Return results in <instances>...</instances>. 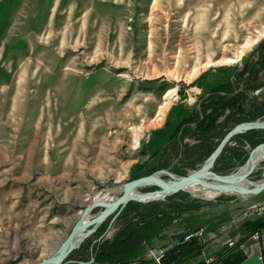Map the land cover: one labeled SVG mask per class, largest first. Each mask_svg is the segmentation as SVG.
I'll list each match as a JSON object with an SVG mask.
<instances>
[{
    "label": "rangeland",
    "instance_id": "374dc122",
    "mask_svg": "<svg viewBox=\"0 0 264 264\" xmlns=\"http://www.w3.org/2000/svg\"><path fill=\"white\" fill-rule=\"evenodd\" d=\"M263 39L264 0H0V264L52 254L94 195L142 167L192 169L190 135L176 155L152 152ZM113 214L95 241L119 228Z\"/></svg>",
    "mask_w": 264,
    "mask_h": 264
},
{
    "label": "trees",
    "instance_id": "16d2710c",
    "mask_svg": "<svg viewBox=\"0 0 264 264\" xmlns=\"http://www.w3.org/2000/svg\"><path fill=\"white\" fill-rule=\"evenodd\" d=\"M261 90L262 95L256 96L253 94L255 91ZM262 116L264 117V39L250 53V56L244 59L243 63L233 74V78L226 82H220L213 87L202 98L193 114L180 119L167 144L162 149L153 151L152 154L160 156L162 152L171 150L174 153L173 155H176L182 145L186 147L189 144L185 141L183 142V138L185 135H190L192 141L189 145L191 146L187 148L192 151L190 150L191 153H188L189 159L186 162L189 166L195 168L197 167L196 161L199 159L203 160L232 125L242 120H250ZM236 139H238L239 143L235 142ZM231 140L226 144L215 161L214 166L218 171H224V169L232 168L238 162H242L248 154V149L264 140V131L259 128L248 129L237 133ZM170 163L169 160L156 161L155 165L146 166L147 168L142 167L140 171L133 174V177L149 173L156 166L169 167ZM171 167L181 173L188 171L185 170L186 167L175 164ZM171 199L173 200L171 201ZM136 204H139V210L130 218H125L129 207L136 206ZM201 205L202 201L189 198L187 191H177L164 199L151 200L145 203L130 200L116 217L121 225L117 228L112 238H104L92 243L93 238L98 236L96 234L93 238L85 239L78 248L71 251L69 258L63 264H82L77 261H74V263L67 261L72 259L70 256L77 250L84 247L85 242H88V245L92 243L93 252L88 254L89 251L87 250L84 257L77 258L88 261L84 264H102L99 261H113L118 253L135 250L144 245L147 240L158 235L163 225L171 222L174 214L196 209ZM160 221L161 227H159ZM263 224L264 219L259 220L255 223L254 228ZM106 225L107 223L103 222L97 233L105 229ZM180 243L181 241H178L160 254V264L166 263L165 252L172 251ZM196 264L207 263L199 261Z\"/></svg>",
    "mask_w": 264,
    "mask_h": 264
},
{
    "label": "water",
    "instance_id": "95a60500",
    "mask_svg": "<svg viewBox=\"0 0 264 264\" xmlns=\"http://www.w3.org/2000/svg\"><path fill=\"white\" fill-rule=\"evenodd\" d=\"M252 128L264 129V117L242 120L232 125L221 136L213 150L202 162L186 173L177 174L166 168H159L149 173L128 179L115 188H105L104 190L107 192L117 191L115 197L111 199L92 197L83 207L70 231L54 252L33 264H62L67 255L73 249L77 248L85 237L95 231L110 214L114 213L110 218L111 220L114 219L130 199L138 201L155 200L182 190L204 199L214 198L226 192L243 195L256 194L264 188V176L259 179H252L249 176L253 170L259 166L258 163L262 159L260 155L264 153V140L250 147L245 160L232 170L228 172H219L214 169V163L226 144L229 143L237 133ZM148 185H154L156 188L138 190L136 193H133L136 188ZM191 186L213 189L216 193L205 195L202 193L203 190H200L202 192L195 194L188 189ZM97 206L102 208L92 214V209ZM188 232V229L172 232L170 234L171 241L166 246L161 248L153 247L150 249V252L152 254H161L162 251L183 239Z\"/></svg>",
    "mask_w": 264,
    "mask_h": 264
},
{
    "label": "crops",
    "instance_id": "0c3cea01",
    "mask_svg": "<svg viewBox=\"0 0 264 264\" xmlns=\"http://www.w3.org/2000/svg\"><path fill=\"white\" fill-rule=\"evenodd\" d=\"M208 70L203 68L204 73L199 77V74H196L192 78L193 83L195 84ZM226 197L212 198L196 209L174 214L171 222L164 224L159 234L147 240L144 245L132 251L118 253L113 261L105 260L99 263L160 264L156 260V255L150 252L151 248L166 246L171 241L172 232L201 228L203 229L201 236L192 237L191 241L183 238L179 240L181 241L179 246L165 252L164 258L167 259L165 264H196L199 261L207 264H260L258 255L264 253V224L256 228L254 225L264 219V214H257L255 205L258 203L264 205V188L253 195L230 193ZM255 230L259 231L258 238L252 236ZM95 233L87 238H93L96 236ZM104 234H100V240ZM231 240L234 243L229 245L228 242ZM92 241L94 242L95 238ZM86 262L88 261L82 264Z\"/></svg>",
    "mask_w": 264,
    "mask_h": 264
},
{
    "label": "bare ground",
    "instance_id": "6f19581e",
    "mask_svg": "<svg viewBox=\"0 0 264 264\" xmlns=\"http://www.w3.org/2000/svg\"><path fill=\"white\" fill-rule=\"evenodd\" d=\"M263 148H264V147H263ZM260 156L263 158V157H264V153H263L262 155H260ZM148 186H154V185H148ZM142 187H145V186H142ZM188 189H189L190 191H192L193 193H195V194H198V192H202V191H200V190H203L202 193H204L205 195H212V194L216 193V191L213 190V189H207V188H203V187H201V186H191V187H189ZM138 190H140V187L136 188V189L133 191V193H136ZM109 192H110V191H109ZM116 192H117V191L114 192V195H110L107 191L103 190L102 193H97L96 195H94V197H95V198L102 197V198H106V199H111V198L115 197V195L117 194ZM175 193H176V192H175ZM100 194H102V195H100ZM172 194H173V193H172ZM169 195H171V194H169ZM130 200H133V199H130ZM130 200H129V201H130ZM129 201H127V203H128ZM148 201H149V200H148ZM127 203H126V204H127ZM101 208H102V207H101ZM102 223H103V222H102ZM102 223H101V224H102ZM101 224H100V225H101ZM100 225H99V226H100ZM99 226H98V227H99ZM98 227H97V228H98ZM97 228L95 229V231L97 230ZM95 231H93L92 233H94ZM92 233H91V234H92ZM91 234H89V235H91ZM89 235H88V236H89ZM88 236H87V237H88ZM87 237H85L84 240H85ZM84 240H82L81 243H82ZM81 243L79 244V246L81 245ZM75 249H76V248H75ZM73 250H74V249H73ZM73 250H72V251H73ZM70 253H71V252H70ZM70 253H69V254H70ZM69 254L67 255V257L69 256ZM155 255H159V254H155ZM67 257H66V258H67ZM156 260H157V259H156ZM64 261H65V260H64ZM64 261H63V263H64ZM63 263H62V264H63Z\"/></svg>",
    "mask_w": 264,
    "mask_h": 264
},
{
    "label": "built area",
    "instance_id": "2783aa9c",
    "mask_svg": "<svg viewBox=\"0 0 264 264\" xmlns=\"http://www.w3.org/2000/svg\"><path fill=\"white\" fill-rule=\"evenodd\" d=\"M255 211H256V213L259 214V215L264 214V205L258 203L257 205H255ZM202 234H203V229H201V228H199V229H194V230H189L188 234H186V235L184 236V239H190V238L195 237V236H201ZM259 235H260V234H259V231H258V230H255V231L252 233V236H253L254 238H258ZM233 243H234L233 240H231V241L228 242L229 245H232ZM159 256H160V254L156 256L157 261H159ZM258 256H259V258H260V260H261V263H260V264H264V253H259Z\"/></svg>",
    "mask_w": 264,
    "mask_h": 264
},
{
    "label": "flooded vegetation",
    "instance_id": "af4514ba",
    "mask_svg": "<svg viewBox=\"0 0 264 264\" xmlns=\"http://www.w3.org/2000/svg\"><path fill=\"white\" fill-rule=\"evenodd\" d=\"M209 92H210V91H209ZM209 92H208V93H209ZM208 93H207V94H208ZM207 94H206V95H207ZM206 95H205V96H206Z\"/></svg>",
    "mask_w": 264,
    "mask_h": 264
}]
</instances>
